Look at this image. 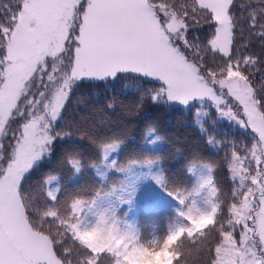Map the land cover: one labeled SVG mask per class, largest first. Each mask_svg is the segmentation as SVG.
Wrapping results in <instances>:
<instances>
[{
	"label": "snow or ice",
	"instance_id": "6c2138e0",
	"mask_svg": "<svg viewBox=\"0 0 264 264\" xmlns=\"http://www.w3.org/2000/svg\"><path fill=\"white\" fill-rule=\"evenodd\" d=\"M126 76L153 85L141 104L210 103L252 136L222 148L230 198L215 178L220 164L199 155L186 160L190 187L155 177L185 222L152 239L120 215L130 186L102 180L63 191L49 173L36 189L22 187L54 141L71 135L55 124L77 85ZM145 129L155 144V125ZM84 139L95 158L73 150L61 160L75 173L129 172L163 158L121 161L113 154L126 139L117 133ZM207 143L223 144L209 135ZM186 244L203 264H264V0H0V264H189Z\"/></svg>",
	"mask_w": 264,
	"mask_h": 264
},
{
	"label": "trees",
	"instance_id": "16d2710c",
	"mask_svg": "<svg viewBox=\"0 0 264 264\" xmlns=\"http://www.w3.org/2000/svg\"><path fill=\"white\" fill-rule=\"evenodd\" d=\"M195 35L203 34L197 32ZM253 50L261 53L258 45ZM207 59L210 64L213 62L211 56ZM152 86L131 76L112 83L80 82L73 90L62 118L55 124L57 130L70 132L71 135L54 141L51 153L34 164L26 174L22 187L26 191L36 189L49 173L58 177L49 186L60 185L63 191H72L82 186L94 187L102 180L105 183L120 182L126 187L130 186L132 191H126L125 197L131 195V199H126L120 206V215L135 225L142 239L162 237L170 227L185 222L179 215L184 206L157 183L155 177L162 174L171 184L190 187L196 177L186 173L185 164L194 155L202 157L203 162L215 161L220 164L215 170V178L223 190L224 198H230L233 185L222 163V148L227 147L228 142L233 140L250 143L251 131L244 133L224 124L225 131L216 137L226 140V143L213 151L209 148L207 137L194 125L193 106L186 109L181 104L153 103L148 98L140 103L142 89ZM109 104L112 106L109 107ZM149 122L155 125L160 137L155 144L147 143L145 125ZM113 133L126 139V143L113 154L121 161L137 152H151L162 156V160L151 167L135 166L129 172L85 167L79 173L61 162L66 152L75 150L82 154L87 163L89 158H95L96 152L89 141L84 139L85 135ZM209 135H214L211 128ZM203 198V194L197 197L198 202L202 204ZM186 250L190 253L189 264H203L197 248L186 244Z\"/></svg>",
	"mask_w": 264,
	"mask_h": 264
},
{
	"label": "rangeland",
	"instance_id": "374dc122",
	"mask_svg": "<svg viewBox=\"0 0 264 264\" xmlns=\"http://www.w3.org/2000/svg\"><path fill=\"white\" fill-rule=\"evenodd\" d=\"M173 103L181 104L184 107H186V109H189L191 106H193L194 116H195L194 125L201 132V134L205 135L206 137L209 135V128L213 129L214 135H209V136H213L215 138V140H217V141H222L219 138H217L216 135L219 134L220 132L225 131L224 130V128H225L224 124L229 125L234 130H240L241 132H244V133H248V131L250 130V129H245V128L241 127V125L235 120H230L228 118L221 116L217 112L216 108L213 107L210 103H206L203 105L198 104L196 101H191L187 105L182 104V103H178V102H173ZM197 108H200V112L198 115H197ZM14 122L18 123L19 121L17 120ZM222 142L224 144V143H226V140L222 141ZM208 145H209V148L213 151H215L221 147V145H217L215 143H213V144L208 143Z\"/></svg>",
	"mask_w": 264,
	"mask_h": 264
}]
</instances>
